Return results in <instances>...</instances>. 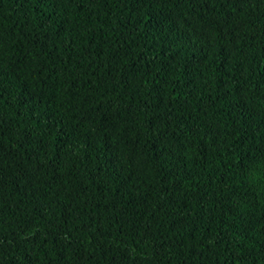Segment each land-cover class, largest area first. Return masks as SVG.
<instances>
[{
    "label": "trees",
    "instance_id": "1",
    "mask_svg": "<svg viewBox=\"0 0 264 264\" xmlns=\"http://www.w3.org/2000/svg\"><path fill=\"white\" fill-rule=\"evenodd\" d=\"M0 264H264V0H0Z\"/></svg>",
    "mask_w": 264,
    "mask_h": 264
}]
</instances>
